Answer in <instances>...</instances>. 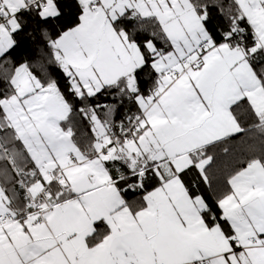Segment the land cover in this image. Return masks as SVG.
<instances>
[{"label": "snow or ice", "instance_id": "obj_1", "mask_svg": "<svg viewBox=\"0 0 264 264\" xmlns=\"http://www.w3.org/2000/svg\"><path fill=\"white\" fill-rule=\"evenodd\" d=\"M0 264H264V0H0Z\"/></svg>", "mask_w": 264, "mask_h": 264}, {"label": "trees", "instance_id": "obj_2", "mask_svg": "<svg viewBox=\"0 0 264 264\" xmlns=\"http://www.w3.org/2000/svg\"><path fill=\"white\" fill-rule=\"evenodd\" d=\"M82 130H83V132L87 133V127H86V126H84ZM240 147H241L240 144L237 143V145H236V149H235V151L233 152L232 157H224L223 154L221 153L222 159L218 161V164H219L221 167L226 168L230 163H234V159H233V158H234V157L237 155V153L239 152Z\"/></svg>", "mask_w": 264, "mask_h": 264}]
</instances>
